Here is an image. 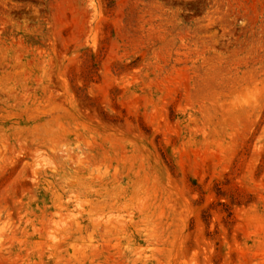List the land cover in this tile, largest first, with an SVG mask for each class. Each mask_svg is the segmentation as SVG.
Returning <instances> with one entry per match:
<instances>
[{"label":"rangeland","instance_id":"1","mask_svg":"<svg viewBox=\"0 0 264 264\" xmlns=\"http://www.w3.org/2000/svg\"><path fill=\"white\" fill-rule=\"evenodd\" d=\"M0 264H264V0H0Z\"/></svg>","mask_w":264,"mask_h":264}]
</instances>
